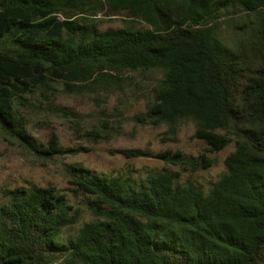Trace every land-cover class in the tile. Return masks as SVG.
<instances>
[{"label": "trees", "instance_id": "obj_1", "mask_svg": "<svg viewBox=\"0 0 264 264\" xmlns=\"http://www.w3.org/2000/svg\"><path fill=\"white\" fill-rule=\"evenodd\" d=\"M251 15L230 46L218 17ZM100 17L121 25L100 29ZM159 71L143 117L175 132L195 123L208 152L233 142L207 192L164 169L107 177L81 165L67 175L94 218L66 239L78 211L53 186L5 191L0 264H264V0H0V129L46 160L60 154L26 130L30 97H48ZM147 156L141 149L121 150ZM158 156L204 169V154Z\"/></svg>", "mask_w": 264, "mask_h": 264}, {"label": "rangeland", "instance_id": "obj_2", "mask_svg": "<svg viewBox=\"0 0 264 264\" xmlns=\"http://www.w3.org/2000/svg\"><path fill=\"white\" fill-rule=\"evenodd\" d=\"M251 15L229 9L217 19L219 37L230 46L244 35ZM100 29L118 27V18L100 17ZM123 80L105 83L101 88L88 85L74 92L55 88L47 98L30 97L32 106L21 114L26 130L37 143L47 147L52 135L62 152L44 160L0 129V202L5 191L33 185L53 186L64 194L78 222L62 231L64 239L94 218L87 208V197L67 175L71 165H81L107 177L144 178L164 169L177 173L180 183L191 181L207 192L225 170L224 160L234 149L233 142L208 152L206 143L193 137L195 123L182 120L174 133L165 123L153 124L142 115L151 101V88L161 77L159 71L125 72ZM141 149L147 156L127 157L121 150ZM169 151L185 157L204 154L211 165L194 170L186 164H172L158 156Z\"/></svg>", "mask_w": 264, "mask_h": 264}]
</instances>
